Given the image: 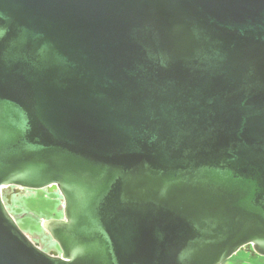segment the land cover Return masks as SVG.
Listing matches in <instances>:
<instances>
[{
	"label": "water",
	"instance_id": "water-1",
	"mask_svg": "<svg viewBox=\"0 0 264 264\" xmlns=\"http://www.w3.org/2000/svg\"><path fill=\"white\" fill-rule=\"evenodd\" d=\"M62 197L46 252L4 190ZM264 257V0H0V264Z\"/></svg>",
	"mask_w": 264,
	"mask_h": 264
},
{
	"label": "rangeland",
	"instance_id": "rangeland-1",
	"mask_svg": "<svg viewBox=\"0 0 264 264\" xmlns=\"http://www.w3.org/2000/svg\"><path fill=\"white\" fill-rule=\"evenodd\" d=\"M61 198L58 193H50L47 190L24 191L14 195L8 205L10 213L17 219L19 228L46 252H58L57 245L43 231L42 226L46 220L63 217ZM225 264H264V257L247 247Z\"/></svg>",
	"mask_w": 264,
	"mask_h": 264
},
{
	"label": "flooded vegetation",
	"instance_id": "flooded-vegetation-1",
	"mask_svg": "<svg viewBox=\"0 0 264 264\" xmlns=\"http://www.w3.org/2000/svg\"><path fill=\"white\" fill-rule=\"evenodd\" d=\"M24 191H28V190H22V189H18V188H15V187H10V188L5 189L3 195H4V200L6 201V204H10L11 203V198L14 197V195H18V194H20V193H22ZM55 193H58V192H55ZM61 202H62V198H61ZM62 208L63 207H61V209ZM61 219H63V217ZM61 219H55V220H61ZM39 247H40V245H39Z\"/></svg>",
	"mask_w": 264,
	"mask_h": 264
}]
</instances>
